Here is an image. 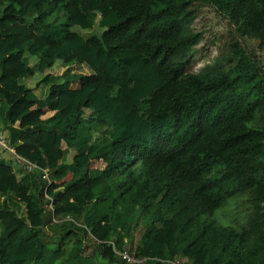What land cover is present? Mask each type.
Wrapping results in <instances>:
<instances>
[{"label":"trees","instance_id":"16d2710c","mask_svg":"<svg viewBox=\"0 0 264 264\" xmlns=\"http://www.w3.org/2000/svg\"><path fill=\"white\" fill-rule=\"evenodd\" d=\"M22 1L0 0V264H264V66L242 45L264 49V0H38L32 24ZM208 3L233 40L194 71ZM241 191L246 226L205 221Z\"/></svg>","mask_w":264,"mask_h":264},{"label":"rangeland","instance_id":"374dc122","mask_svg":"<svg viewBox=\"0 0 264 264\" xmlns=\"http://www.w3.org/2000/svg\"><path fill=\"white\" fill-rule=\"evenodd\" d=\"M19 4L21 9L17 11V14L23 16L20 17L21 21L26 22L28 24H32L38 21V19L35 20V17L32 16L36 5L39 4L38 0H26L25 4L24 1H22ZM11 9L12 7L6 9V14L9 15L11 13L9 12ZM41 9L42 6L39 8V11ZM51 13L52 10L49 9L45 17L41 18L40 20H51L52 19ZM62 19L63 17H61L59 20L61 21ZM192 27L195 31L197 30L204 31V38L194 49L195 61L192 65V70L200 71L205 64L213 62L215 59L218 58V55H221V53H225L228 50L227 49L228 43L233 40V35L230 32L231 28L229 26L228 19L219 11H217V9L213 5L209 3L203 4L198 8V11L196 12V18L192 24ZM242 45L246 47L248 49V52L252 53L256 57V59L260 61L261 64L264 66V49H261L259 47V40L247 38L243 40ZM28 70L30 69L27 66H25L24 74L26 75H24L20 79V81L22 83L31 85L41 93V91L44 90L38 87L36 85L35 80H33L32 78H30V76H28L30 74L27 75ZM60 70H63L62 67H60ZM114 95L115 93L112 92L110 94L109 99H106V97L102 94L93 98L92 102L95 110H103V109L108 110L111 106V101L109 100H113ZM71 150L72 152H74V156H72L73 154L69 153L66 155V159L77 160L83 163L87 161L86 155L80 156L79 154L77 156L76 154L78 153L74 149ZM106 162L107 161L105 158H101L100 160H94L93 166L103 167L106 164ZM16 169L21 178L25 176L27 171L24 170L22 172L21 170L18 169L17 165H16ZM57 176H58L57 178L58 181L64 179V177L59 173H57ZM38 190L39 188H37L36 185H32L31 196L33 198L34 204L38 203L37 200ZM250 200H251L250 192L241 191L235 194L234 196L228 198L226 203L222 207L216 209L212 215L207 216L205 218V221L214 222L219 225L236 227V228H241L243 226H246L249 217L251 215V209H252ZM139 236H140V232L136 231L135 240H137ZM180 260L182 262L185 259L180 258Z\"/></svg>","mask_w":264,"mask_h":264},{"label":"built area","instance_id":"2783aa9c","mask_svg":"<svg viewBox=\"0 0 264 264\" xmlns=\"http://www.w3.org/2000/svg\"><path fill=\"white\" fill-rule=\"evenodd\" d=\"M0 149L1 151H12L14 152V149L12 148V146L9 144V141L7 140V137L3 134H0ZM16 159L23 163L25 165V168L28 172H33L36 168L37 165L34 164L33 162L27 160L26 158L17 155L15 156ZM42 177L44 179H50V170L49 169H43V174ZM50 206L52 207V203L50 204ZM116 250V253L123 259L126 260L129 263H133L138 261L127 249H123V250ZM174 264H182L181 260L178 259Z\"/></svg>","mask_w":264,"mask_h":264},{"label":"crops","instance_id":"0c3cea01","mask_svg":"<svg viewBox=\"0 0 264 264\" xmlns=\"http://www.w3.org/2000/svg\"><path fill=\"white\" fill-rule=\"evenodd\" d=\"M29 86H31V85H29ZM1 150V149H0ZM73 154L72 156H74V152H72V150H69V152H68V154ZM77 156H78V154H76ZM75 155V156H76ZM81 156V155H80ZM67 161L68 162H72V161H77V160H68L67 159ZM94 161V160H93ZM93 161H92V167H96V166H93ZM8 162H9V164L10 165H12L13 167H14V169H15V171H16V173L18 174V176L20 177V175H19V173L17 172V169H16V165L18 166V169L19 170H21L22 172L25 170V171H27L26 170V168H25V165L23 164V163H21V162H19L16 158H9L8 159ZM21 178V177H20ZM37 187V186H36ZM32 188V187H31ZM38 188V187H37Z\"/></svg>","mask_w":264,"mask_h":264}]
</instances>
